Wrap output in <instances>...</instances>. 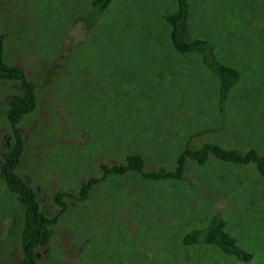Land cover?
Segmentation results:
<instances>
[{
	"label": "rangeland",
	"instance_id": "rangeland-1",
	"mask_svg": "<svg viewBox=\"0 0 264 264\" xmlns=\"http://www.w3.org/2000/svg\"><path fill=\"white\" fill-rule=\"evenodd\" d=\"M91 1L0 0L4 62L22 68L36 86V107L19 124L18 173L37 191L45 213L59 216L39 260L252 264L216 247L183 243L187 230L218 211L264 264V178L255 164L210 156L205 165L190 160L183 181L110 175L89 200L68 198L61 214L54 202L57 192L76 194L130 154L145 159V172L175 168L186 144L216 142L264 155V0H190L192 35L215 43L218 58L241 72L224 116L217 79L194 55L179 56L166 42L161 17L175 0H115L104 21L84 34L81 17ZM20 92L19 81L0 80V162L6 145L15 144L7 113ZM24 211L0 174V264L24 260Z\"/></svg>",
	"mask_w": 264,
	"mask_h": 264
},
{
	"label": "trees",
	"instance_id": "trees-1",
	"mask_svg": "<svg viewBox=\"0 0 264 264\" xmlns=\"http://www.w3.org/2000/svg\"><path fill=\"white\" fill-rule=\"evenodd\" d=\"M114 1H91L88 11L81 17L82 22H84V34L96 28L100 21H104L103 19L105 16L107 17ZM175 3V8L164 13L161 17L163 24L169 29V38L166 42L169 43L170 47H173L179 56L194 55L198 63L217 79L218 105L221 115L224 116L226 114L225 105L230 94L241 81V72L234 65L223 60L224 63L218 58L215 43L208 38H203L202 34L192 35L191 23L189 22L191 19L190 0H175ZM3 41L4 36L0 35V80L19 81L22 92L13 96L9 101L7 114L13 128L15 144H7L6 149L2 152L0 174L9 192L18 195L25 210L21 232L22 249L25 252L22 264H43L39 260L38 251L48 248L52 238L51 228L57 225L59 216H49L45 213L37 191L31 183L18 173L24 148L19 124L23 117L36 107V86L32 82L26 81L22 68L4 62ZM50 76L52 77V73ZM210 156H215L220 161L235 165L255 164L259 174L264 178V155L258 150L250 149L242 152L236 148H225L216 142H207L196 148H191L189 144H186L177 156L176 166L173 169L161 168L158 171L145 172V159L141 155L130 154L127 155L123 164L105 166L101 177L87 179L76 194L65 191L57 192L54 202L59 207V214H61L67 209L69 199L79 202L89 200L95 188L110 175L124 176L139 173L143 178L152 181H183L190 160L199 165H205ZM217 212L214 211L211 214L205 225L187 230L188 232L183 236V243L187 246L216 247L236 261L259 264L261 258L258 257V254L243 247L241 242L230 232L227 219L219 216V212ZM17 220L18 218H16L15 224L18 222ZM243 236L244 232H242ZM245 237L246 235L244 239Z\"/></svg>",
	"mask_w": 264,
	"mask_h": 264
}]
</instances>
